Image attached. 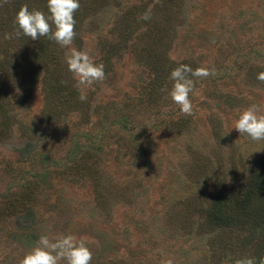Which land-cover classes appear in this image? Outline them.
Instances as JSON below:
<instances>
[{
    "label": "rangeland",
    "instance_id": "rangeland-1",
    "mask_svg": "<svg viewBox=\"0 0 264 264\" xmlns=\"http://www.w3.org/2000/svg\"><path fill=\"white\" fill-rule=\"evenodd\" d=\"M79 3L72 44L46 39L56 64L14 34L19 9L49 15L47 0H0V264L68 234L91 264H259L264 237L239 249L247 231L222 218L264 165V140L234 129L248 107L264 114V0ZM72 49L104 67L83 102ZM180 65L215 70L190 76L192 115L169 95ZM50 74L73 95H51Z\"/></svg>",
    "mask_w": 264,
    "mask_h": 264
},
{
    "label": "clouds",
    "instance_id": "clouds-1",
    "mask_svg": "<svg viewBox=\"0 0 264 264\" xmlns=\"http://www.w3.org/2000/svg\"><path fill=\"white\" fill-rule=\"evenodd\" d=\"M4 2L6 3L7 0ZM47 7L49 15H45L40 10H30L27 5L22 6L14 20L18 26L17 35L19 36L22 32L32 40L47 36L62 48L70 46L76 35L74 14L80 8L79 0H47ZM144 18L149 17L145 15ZM65 62L80 91L79 99L83 102L87 99L84 87L104 80V67L102 64H95L88 53L76 49H72L71 54L66 55ZM209 75L214 76L215 70L207 67H198L193 70L188 65H180L172 70L170 79L174 83L169 95L172 101L180 106L183 114H193V106L189 99L193 87L190 76L204 78ZM257 79L264 82V72L258 73ZM259 113L258 106L248 107L235 121L234 129L240 134H246L254 141L264 140V114ZM61 260L66 264H91L92 252L83 239L78 241L71 234L57 238L55 241L42 235L20 264H59ZM235 264H257V262L255 258L246 257L236 260ZM259 264H264V258L260 259Z\"/></svg>",
    "mask_w": 264,
    "mask_h": 264
},
{
    "label": "trees",
    "instance_id": "trees-1",
    "mask_svg": "<svg viewBox=\"0 0 264 264\" xmlns=\"http://www.w3.org/2000/svg\"><path fill=\"white\" fill-rule=\"evenodd\" d=\"M15 3V1H14ZM15 32L14 34H16ZM4 37L5 34H4ZM20 38L26 39V36L22 34L19 35ZM16 39L15 37H13ZM18 38V37H17ZM47 36H41L37 39L39 43V54L44 57L51 58L50 60L56 64L61 62V56L57 55V53L52 50L51 46L47 42ZM3 42H5L3 40ZM9 42V41H8ZM53 40H51V43ZM22 47H25V51L28 48L26 44H22ZM29 51V49L27 50ZM29 58H27L28 61ZM57 75V78L60 76L58 72H54ZM55 74H50L52 77V83L55 85L54 87L50 88L51 95L56 93L58 95H62L63 97H67L66 92L64 91L65 88L62 86V80L54 78ZM51 85V84H50ZM68 93V92H67ZM69 94V93H68ZM73 92L69 94L72 96ZM249 185H247V189L245 190V195H238L235 198H224L220 199L225 201L228 207L233 209V212L228 215V217L222 218L223 211L217 209V207H221L220 205H215V208L212 209V213H215L216 217H221L222 222H226L232 228L233 225L241 224L240 229H245L246 236L239 239L236 243L239 249H245V247L251 243H253L254 239L260 240L261 237H264V165L263 167L256 171L255 174L251 177ZM248 184V183H247ZM258 199L256 204H253ZM261 199V200H260ZM260 202L262 203V208L260 207ZM222 208V207H221ZM219 210V211H218ZM211 213V214H212Z\"/></svg>",
    "mask_w": 264,
    "mask_h": 264
}]
</instances>
